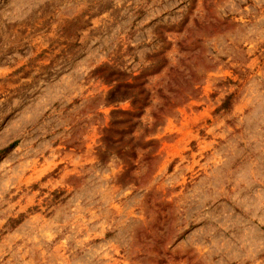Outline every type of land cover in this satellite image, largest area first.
Wrapping results in <instances>:
<instances>
[{"label": "rangeland", "instance_id": "rangeland-1", "mask_svg": "<svg viewBox=\"0 0 264 264\" xmlns=\"http://www.w3.org/2000/svg\"><path fill=\"white\" fill-rule=\"evenodd\" d=\"M15 139L0 264H264V0H0Z\"/></svg>", "mask_w": 264, "mask_h": 264}, {"label": "trees", "instance_id": "trees-1", "mask_svg": "<svg viewBox=\"0 0 264 264\" xmlns=\"http://www.w3.org/2000/svg\"><path fill=\"white\" fill-rule=\"evenodd\" d=\"M232 105V93L228 94L225 96V98L221 101V104L217 107V111H227L229 110L230 106ZM18 143V140L15 139L11 141L9 144H7L5 147L0 149V160L3 158L7 153H9ZM55 193V194H54ZM57 192H53V199H58V195L56 194ZM23 214H20L16 218H9L7 220V223H5L6 229H11L15 227L17 224H19L22 221ZM4 234V232L0 233V238L1 235Z\"/></svg>", "mask_w": 264, "mask_h": 264}]
</instances>
